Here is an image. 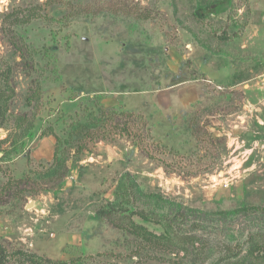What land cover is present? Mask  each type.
Returning <instances> with one entry per match:
<instances>
[{"label":"rangeland","instance_id":"rangeland-1","mask_svg":"<svg viewBox=\"0 0 264 264\" xmlns=\"http://www.w3.org/2000/svg\"><path fill=\"white\" fill-rule=\"evenodd\" d=\"M0 110L7 264L264 249V0H0Z\"/></svg>","mask_w":264,"mask_h":264},{"label":"trees","instance_id":"trees-1","mask_svg":"<svg viewBox=\"0 0 264 264\" xmlns=\"http://www.w3.org/2000/svg\"><path fill=\"white\" fill-rule=\"evenodd\" d=\"M101 11V10H96ZM109 115H113L116 113L109 112ZM119 116L123 115L124 112L117 113ZM120 120V119H119ZM5 122V116L2 114L0 110V126H2ZM56 145H55V155L53 161H56ZM97 214L110 222H112L115 226L120 227V228H125L129 229L133 233L139 234V229L144 228L142 225L136 224L133 220V214L131 213H126L124 211H120L119 208L115 207L114 205L111 206H106V207H100L97 210ZM143 218L147 219L146 213L144 211H141L140 213ZM262 245L264 247V235L262 237ZM6 252L4 247L0 244V264H7L6 263ZM35 262V261H34ZM20 264H26V263H20ZM247 264H264V249H260L258 252V255L256 257V261H249Z\"/></svg>","mask_w":264,"mask_h":264},{"label":"crops","instance_id":"crops-1","mask_svg":"<svg viewBox=\"0 0 264 264\" xmlns=\"http://www.w3.org/2000/svg\"><path fill=\"white\" fill-rule=\"evenodd\" d=\"M49 147L47 150L45 151H42V152H39L38 154H42V156H46L47 160H53L54 159V155H55V145H56V142L51 138L49 139Z\"/></svg>","mask_w":264,"mask_h":264}]
</instances>
